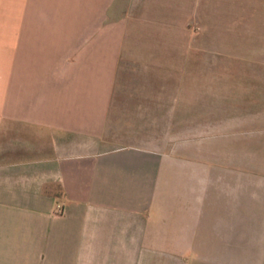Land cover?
Wrapping results in <instances>:
<instances>
[{
	"label": "crops",
	"instance_id": "1",
	"mask_svg": "<svg viewBox=\"0 0 264 264\" xmlns=\"http://www.w3.org/2000/svg\"><path fill=\"white\" fill-rule=\"evenodd\" d=\"M0 264H264V0H0Z\"/></svg>",
	"mask_w": 264,
	"mask_h": 264
}]
</instances>
